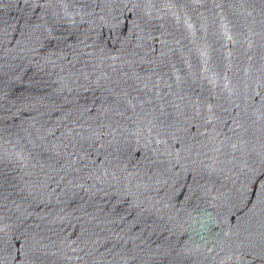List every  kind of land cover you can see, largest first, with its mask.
Listing matches in <instances>:
<instances>
[{
	"label": "water",
	"instance_id": "water-1",
	"mask_svg": "<svg viewBox=\"0 0 264 264\" xmlns=\"http://www.w3.org/2000/svg\"><path fill=\"white\" fill-rule=\"evenodd\" d=\"M30 17L24 0H0V264H87L60 242L73 231L60 216L79 215L92 194L58 205L44 184L51 144L37 130L60 123L70 94L22 39ZM64 28L91 74L82 96L105 95L99 79L135 105L112 117L88 161L106 180L96 199L125 218L121 235L146 217L159 225L149 243L194 250L172 264H239L228 245L264 231V0H78ZM206 247L208 259L197 251Z\"/></svg>",
	"mask_w": 264,
	"mask_h": 264
},
{
	"label": "snow or ice",
	"instance_id": "snow-or-ice-1",
	"mask_svg": "<svg viewBox=\"0 0 264 264\" xmlns=\"http://www.w3.org/2000/svg\"><path fill=\"white\" fill-rule=\"evenodd\" d=\"M24 3L36 12V18L33 20L30 17L26 20L20 33L22 39L33 43L28 50L34 54V57L45 60L53 69H59L56 73L59 77L57 80L60 85L59 90L70 94L69 97L64 98L65 103L70 107L56 109L62 113L60 123L54 127L42 126L37 130L36 140L41 144L44 142L51 144V148L45 149L50 152L48 158L52 163L49 166L50 171L44 173L46 178L44 184L50 187L53 193L59 190L58 205H72L74 199L78 197L77 190L90 193L93 197L90 202H86L88 207L76 205L75 211L79 212V215L72 216L71 213H65L60 216L62 222L73 228L72 232H66L59 237L60 242L72 253L82 252L83 256H78L77 259L83 260L84 257H89L87 264H98L97 258L103 257L105 252L113 256V264H172L169 259L171 255L191 257L194 250L189 247L177 250L171 243L167 246L163 242L149 243L151 237L156 235L159 225L146 217L138 220L134 225L139 229L138 233L133 232L132 229L127 230L125 235L131 234L125 240V236L121 235L125 232L123 227L125 218L121 215L120 209L115 205L105 208L96 199L97 195L102 193L103 196H107L108 193L101 187L106 180L89 167L91 150L101 136L111 135L110 131L106 133L105 130L114 127L112 117H123L135 105L126 99L128 93L119 83L112 82L111 87H108L100 85L99 79L95 81V85L103 87L106 94L82 96L81 90L88 92L93 89L91 74L77 67L79 59L77 49L75 45L67 43L64 28L78 0H24ZM0 35L7 36V31ZM76 42L83 43L78 37ZM64 49H69L76 59H69V53ZM80 55L85 54L80 53ZM36 63L39 65V60ZM88 67L89 65L84 63V68ZM60 73L64 75L61 76ZM112 179L115 180L116 176L113 175ZM89 180L93 183L85 187ZM103 196L100 198L102 199ZM261 203H264V198ZM89 208L92 211H89ZM61 211L64 209L61 208ZM152 244H156L155 248ZM240 245L243 247L228 245L232 248V256L229 259L239 261V264H249L250 260L264 264V231L260 233L259 239H242ZM213 250L206 247L197 251L204 259H208L206 253ZM140 253H144V257Z\"/></svg>",
	"mask_w": 264,
	"mask_h": 264
}]
</instances>
